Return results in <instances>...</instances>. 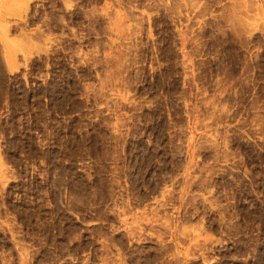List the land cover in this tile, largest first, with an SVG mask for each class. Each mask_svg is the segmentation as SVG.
Returning a JSON list of instances; mask_svg holds the SVG:
<instances>
[{
	"label": "rangeland",
	"instance_id": "374dc122",
	"mask_svg": "<svg viewBox=\"0 0 264 264\" xmlns=\"http://www.w3.org/2000/svg\"><path fill=\"white\" fill-rule=\"evenodd\" d=\"M0 264H264V0H0Z\"/></svg>",
	"mask_w": 264,
	"mask_h": 264
}]
</instances>
